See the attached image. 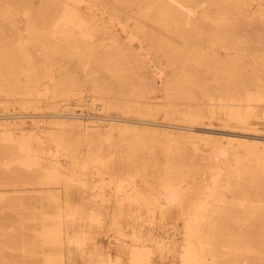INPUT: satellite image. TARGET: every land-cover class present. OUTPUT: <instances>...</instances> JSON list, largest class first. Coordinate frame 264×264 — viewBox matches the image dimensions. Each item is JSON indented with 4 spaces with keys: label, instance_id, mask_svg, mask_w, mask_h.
I'll use <instances>...</instances> for the list:
<instances>
[{
    "label": "bare ground",
    "instance_id": "1",
    "mask_svg": "<svg viewBox=\"0 0 264 264\" xmlns=\"http://www.w3.org/2000/svg\"><path fill=\"white\" fill-rule=\"evenodd\" d=\"M33 1L0 0V106L15 102L22 111L0 115V170L11 174L0 176V186L25 193L17 198L16 229L36 238L13 237L0 224V236H10L0 239V251L65 264L67 256L85 259L93 245L101 252L97 264H121L98 244L102 212L63 204L61 187H89L96 171L116 183L117 202L147 206L149 223L158 209L162 220L182 210L183 264H264V130L252 123L264 110V10L251 15L252 0H41L39 9ZM101 7L111 25L84 12ZM140 55H153L156 69ZM159 90L160 101L152 97ZM88 98L119 114L78 115L73 105L90 107ZM34 103L49 112H30ZM218 118L225 130L213 128ZM10 119L33 126L2 122ZM201 143L212 148L209 160L219 159L204 186L192 182L196 162L179 160L187 149L197 158ZM159 155L161 175L149 180ZM99 189L96 197L107 202ZM127 215L120 209L114 218L119 244L127 236L119 219ZM128 217L136 222L143 214ZM132 228L131 264H152L151 245L165 243ZM0 264L27 263L0 255Z\"/></svg>",
    "mask_w": 264,
    "mask_h": 264
},
{
    "label": "rangeland",
    "instance_id": "2",
    "mask_svg": "<svg viewBox=\"0 0 264 264\" xmlns=\"http://www.w3.org/2000/svg\"><path fill=\"white\" fill-rule=\"evenodd\" d=\"M35 5L33 6L34 9H39L42 7V1L41 0H34L33 1ZM105 6L107 4H104ZM251 15H259V13L263 12L264 6H262V0H252L251 6H250ZM104 7H101L100 9H95L94 12H90L89 10H85L84 12L87 13H95L97 15L98 22L101 24H108L111 25V21H108L107 19H104ZM27 16L24 14H21L19 16V20L21 22V26L26 23ZM256 27V26H255ZM121 33L122 38L126 39V34ZM139 41H134L135 51L139 52L141 50L139 46ZM260 42L255 43V47L259 46ZM143 58H149L152 61V69H156L157 67V60L153 55H140ZM252 56L249 55L248 61L250 63H253ZM222 58H226L227 55H221ZM262 70V69H261ZM159 79V78H158ZM160 80V79H159ZM160 88H162V83H159ZM214 87L216 86L213 83ZM163 92L159 90L157 93L153 94V99H156L158 101L162 100L163 98ZM4 100L0 96V101ZM154 101V100H153ZM33 105L37 107H30V112H49L47 110L46 106H40L38 103H34ZM39 105V106H38ZM88 105L90 107H82L78 104L73 105L74 111L78 115H85V116H93V117H100L102 115H113L116 116L119 113L116 111H110L108 113H104V111L101 108H95L93 105H91V101L88 98ZM35 108H38V110H35ZM40 108V109H39ZM21 108L19 105H17L15 102H13L9 109L6 110V106H0V115L8 114L13 116H17L21 114ZM87 113V114H86ZM264 110H260L258 113V117H253L252 123L255 124L256 127L260 128L261 130H264ZM222 117V116H221ZM162 119V118H161ZM22 120V121H21ZM52 119L47 120V122H50ZM4 123L12 122L11 127L12 128H20L24 126L26 129H31L33 126L31 119H10L6 122L2 121ZM27 122V123H26ZM14 123H17V125H14ZM43 127L49 126V123H42ZM213 128L216 131H222L225 130V124L222 120L219 118L213 122ZM232 130V129H230ZM28 131V130H27ZM200 155L193 159V155L190 149H187V153L183 154L179 160L183 163H189L192 160L196 162V167H192V170L194 173H196L197 179L192 180L193 184H201V186H204L208 181L211 179V167L215 166L216 163L219 161L217 158H213V160H209V157L212 153V148L210 146H206L203 143L200 144ZM144 154H140V157H143ZM203 157H208L207 159H203ZM63 161L64 158H62ZM155 164H157L156 168H152L148 170V178L149 180H153L155 177L160 176V167L163 162V158L159 155L157 156V159L153 161ZM199 166H198V165ZM14 168H18L17 164H14ZM200 168V174L199 172ZM80 172V170H79ZM94 172V176L89 177L88 180L91 181L89 187H82L77 185H71L69 186V189H65L64 187H61V191L63 193V204L66 205L68 202L69 204H73V206L77 207L78 209L85 210L86 208L89 209L91 207H94L95 209H99L100 212H102V215H104V228L101 229V231L97 235V241L99 245L103 246V254L107 255V253H110L114 260H120L121 264H128L132 259L131 249L134 244L133 234L134 229L132 226H139L143 229H146L145 235L146 238L149 240H156L157 242H163L165 243L164 247H159L156 244L151 245V249L154 251V255L152 258V264H183L181 260V254L183 252L184 248V242H185V236H186V229H185V220L182 218V210L180 209H173L169 216L165 219H161V211L158 209L156 211V218L154 219V223L148 222V207L143 206L140 207L132 202L123 201V198L120 199V202H117L115 199V189H116V183L112 182L110 177L108 175H105L106 180L103 181V179L96 175ZM6 175V177H9L11 174L6 171V168H1L0 170V176ZM128 176H124L122 178H127ZM125 183V184H124ZM123 186L127 190L133 191L135 188L134 183H129V181H123ZM188 183H185L187 186ZM99 186L104 187V193L107 196L108 201L104 202L101 198L96 197L97 193H99L100 190ZM87 192V193H85ZM91 195H94L92 198ZM0 196L5 197V202H0V224L6 227L7 233H12L13 231V237H23L27 240H35L36 235L31 230H17L16 227L18 223L20 222V217L18 215V209L16 207L17 205V198H22L25 196L24 192H18L16 186H8L3 185L0 186ZM88 197V199L85 198ZM91 199V202L88 201ZM87 205V206H86ZM121 207V208H118ZM122 209L125 211V214L128 215H134L136 212L141 209V212L143 214V218L138 221L131 220L128 215L123 218L119 219V222L124 224L125 232L127 236L125 237V243L119 244L115 240L116 236V226H113L114 224V218L118 217L119 210ZM14 225V226H13ZM155 225V226H154ZM113 226V227H112ZM14 227V228H13ZM131 227V228H130ZM39 229V228H38ZM37 229V230H38ZM9 234H3L0 236L1 240H5L9 238ZM157 246V247H156ZM67 248H70L69 245H66ZM73 247V246H72ZM130 249V250H129ZM156 249V250H155ZM100 251L95 248L93 245H89L86 249V256L85 259L82 258L79 255L76 256H67L65 264H97L99 260ZM130 253V254H129ZM0 255H3L6 258H13L14 260H19L23 263L27 264H44L43 263V255L37 254L35 256H29L28 254H25L21 251L15 250H1ZM129 255L131 256L129 258ZM180 257V258H179ZM167 258V259H166ZM123 259V260H122ZM129 259V261H128ZM88 261V262H87ZM91 261V263L89 262ZM154 261V262H153Z\"/></svg>",
    "mask_w": 264,
    "mask_h": 264
}]
</instances>
